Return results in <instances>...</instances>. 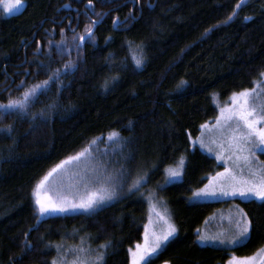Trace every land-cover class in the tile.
<instances>
[{"label":"trees","instance_id":"trees-1","mask_svg":"<svg viewBox=\"0 0 264 264\" xmlns=\"http://www.w3.org/2000/svg\"><path fill=\"white\" fill-rule=\"evenodd\" d=\"M238 3L25 0L12 17L0 3V104L42 85L25 110L0 108V264H51L56 244L75 232L94 248L110 242L104 264H130L129 251L142 243L147 225L144 189L131 188L145 179L159 188L182 158V182L158 190L178 232L148 264H227L264 249V202L235 201L251 234L233 249L202 247L197 235L231 202H189L222 169L191 150L201 125L218 117L214 97L225 104L253 89L264 72V0ZM141 50L138 68L133 57ZM112 132L118 136L110 140ZM81 152L120 173V190L91 214L67 212L62 201L66 211L42 216L37 185Z\"/></svg>","mask_w":264,"mask_h":264},{"label":"rangeland","instance_id":"rangeland-1","mask_svg":"<svg viewBox=\"0 0 264 264\" xmlns=\"http://www.w3.org/2000/svg\"><path fill=\"white\" fill-rule=\"evenodd\" d=\"M11 2L12 0H4V3H2V11L5 17L14 16L25 7V4H23L22 7L5 13V4H10ZM254 88L255 91L249 96V107L255 108L257 112L264 114V77H262L261 80L255 84ZM238 99L239 98L237 97L236 102H234L232 96L227 103L221 104L218 97H214V104L218 109V117L213 122L205 124V127L201 128V133L197 138L190 139L191 150L198 149L213 158L217 164L222 167L221 171L218 173L224 172L225 168H229L233 172L237 173L238 178L242 176L243 178L248 179L250 178V173L247 167H244L243 160H240L239 164L241 167H244V171L243 173H239L236 167V156L232 155V152L228 150L229 138L232 134L231 129L235 127L236 121L235 119L228 122H225L224 120V115H227L229 111L237 107ZM222 109L224 110V115L221 114ZM240 123L242 124V122ZM201 140H203L204 146H201ZM209 149L212 150L209 151ZM218 153L221 158H218ZM250 159L254 169H264V163H262L264 162V151L260 149L254 150V155H251ZM182 161V164L180 160L177 165L170 167L165 171L163 181L159 188L153 189L148 179L141 182L136 181L131 188V192L136 193L143 188L144 191L142 192V196L147 204V225L145 227L143 241L137 245L143 247L146 239L149 243H151L154 239V233L159 235L161 232L167 231L169 225L176 229V231L170 235L167 240L161 241L160 246L156 248L154 252H150L147 256H145V260L141 261V264H145L146 261L148 264L160 252H162L177 235L178 229L171 208L163 199H161L158 194V190L163 187L182 182L187 162L185 158H182ZM106 166L105 162L95 163L92 161V159L88 157L87 153L81 157L79 161L68 160L61 168H57L56 171L52 172L46 181H43V185L37 190L39 192V198L44 200H47L48 197L54 198L59 203L62 201L63 203H68L71 207L73 204H79L81 199L84 198L89 191L99 190L101 195H103L104 190H107L108 195L105 196L103 202L97 204L91 210H84L80 208L73 209L71 207V209L67 212L71 211V213H74L83 211L86 212V214H91L98 209H102L114 199L115 194H113L112 191L118 187L115 185V182L118 181V177L119 180L122 178L120 173H118V176L112 174V171H109V168ZM169 170H177L179 175L175 177L170 176ZM261 174H264V172ZM206 185H208L210 189L215 188L216 194L197 195V193H200L201 189L205 188L204 186L203 188L195 191L189 198L190 203H231H228L224 208L218 209L212 216H210L201 230L197 232L198 244L202 247L217 249H233L245 244L251 234V223L246 236H236L235 239L237 242H228L238 231L235 222L240 219L241 210L245 213L241 206L236 204L235 201H264H260L258 199L253 200L251 198L244 199L239 195H222L221 186L224 185V181L222 178L217 177V173L209 178ZM118 190H120L119 187ZM246 217L250 220L247 214ZM201 236H204L207 239L201 241ZM137 245L129 251L130 264H132L133 260L132 253L137 251ZM58 246L60 247L61 257H57V259L58 261L62 260V264H70L76 255H80L81 257L89 256L100 250L91 245L89 238L83 237L77 232L73 233L69 237H65L61 242H58L55 248L57 249ZM77 249H82L84 251L77 253ZM104 251L106 257L107 251L106 249H104ZM248 258H251V264H264V249ZM244 261L245 258L233 257L227 264H230V262L231 264H244Z\"/></svg>","mask_w":264,"mask_h":264},{"label":"snow or ice","instance_id":"snow-or-ice-1","mask_svg":"<svg viewBox=\"0 0 264 264\" xmlns=\"http://www.w3.org/2000/svg\"><path fill=\"white\" fill-rule=\"evenodd\" d=\"M25 0H12L10 4H5L4 12L8 13L13 11L14 9H18L23 6ZM0 3H4V0H0ZM89 5L92 4V0H88ZM244 3V0H239V3L236 5L237 8L241 7ZM236 15L235 11L232 13V16ZM232 16H229L228 19H231ZM245 19H251L250 17H245ZM88 36L91 37V29H87ZM80 39L83 41L85 39L84 36H81ZM142 50L140 53V57H133L135 60L136 66L139 68L143 64L142 58ZM67 67V65H66ZM58 75V72L55 73ZM261 77H264V72L260 73ZM49 79H52L50 76ZM43 86L48 85V80L42 82ZM186 81H181V84L178 85V88L185 84ZM42 85H33L32 88L26 90L23 93V100H13L9 99L7 104H0V108L8 110V109H16L19 108L21 111L26 109L27 102L30 97L35 96L36 90L41 88ZM255 91L253 89H244L240 93L233 94V100L236 102L237 97L238 104L237 107L231 111L227 115H224V110H221V114L224 115L225 122L232 121L235 119L236 124L235 127L231 129V136L229 138V151L232 152V155L236 156V167L239 173H243L244 167H247L250 178L245 179L242 176L238 178L237 173L233 172L229 168H225L224 172L217 173L218 178H222L224 181V185L221 186V194L228 196V195H239L244 199H253V200H260L264 201V169H254L252 165V161L250 159L251 155H254V150L260 149L264 151V114L257 112L255 108L249 107V96L251 93ZM242 122V124L240 123ZM219 123V119H218ZM201 127H205V125H201ZM8 132H11V127L7 129ZM118 136V133L112 132L109 134L108 139H114ZM201 146H204L203 140H201ZM223 147V146H222ZM212 149H209L211 151ZM247 153V154H245ZM85 155L84 152L78 153L74 157H69V160H77L79 161L81 157ZM218 158L219 153L217 154ZM230 158V157H229ZM243 160L244 167H241L239 161ZM66 163L62 161L61 164H58L56 168H61L62 165ZM183 163L181 159V164ZM264 163V162H262ZM54 168L52 171H56ZM51 175V173H49ZM170 176H178L179 172L177 170H169ZM48 179L47 176L44 177L46 181ZM43 185V181L41 184L37 185V190ZM226 186V187H225ZM35 191V190H34ZM37 195L36 204L39 206V213L43 215H47L50 212H64L67 210V207L62 203H55L50 198L47 200L39 198V192L35 191ZM199 194H210L215 195L216 189L209 188L208 185H205L204 189L200 190ZM108 195L107 190H104V194L101 195L100 191H89L84 198L81 199L79 204H73L71 207L73 209L80 208L84 210H91L97 204L103 202L105 196ZM236 228L238 231L233 235V237L228 241L230 243L237 242L235 237L236 236H246L249 231L251 221L247 219L246 214L240 212V219L236 222ZM176 229L169 225L167 231L161 232V234L156 235L154 233V239L151 243H149L146 239L145 244L143 247L137 245V251L132 253V264H141V261L145 260V256H147L150 252H154L156 248L160 246L161 241L167 240L170 235H172ZM207 239L204 236L200 237L201 241ZM110 242L105 244L98 245L99 251L95 252L93 255L81 257L80 255H76L74 260L70 262V264H104L105 259V251L109 246ZM77 253L84 251L82 249H77ZM57 257H61L60 247L58 246L56 249ZM54 257L52 259L51 264H62V260L57 259ZM147 264V261L145 262ZM231 264V262H230ZM244 264H251V258H245Z\"/></svg>","mask_w":264,"mask_h":264},{"label":"water","instance_id":"water-1","mask_svg":"<svg viewBox=\"0 0 264 264\" xmlns=\"http://www.w3.org/2000/svg\"><path fill=\"white\" fill-rule=\"evenodd\" d=\"M89 7H90V6H89ZM105 16H106V15H105ZM105 16L103 17V19L105 18ZM101 23H102V21H99V22L96 23L95 27H94L93 30L91 31L92 35H93V33L95 32L96 27L99 26V25H101ZM92 35H91V36H92ZM88 38H90V37L87 35V37H85V40H87Z\"/></svg>","mask_w":264,"mask_h":264}]
</instances>
